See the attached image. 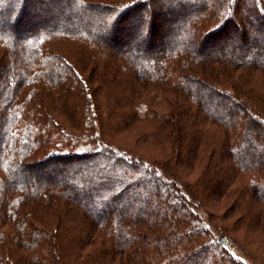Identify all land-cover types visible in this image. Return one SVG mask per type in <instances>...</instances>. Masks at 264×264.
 Wrapping results in <instances>:
<instances>
[{"label":"trees","instance_id":"trees-1","mask_svg":"<svg viewBox=\"0 0 264 264\" xmlns=\"http://www.w3.org/2000/svg\"><path fill=\"white\" fill-rule=\"evenodd\" d=\"M47 1L70 15L44 10L39 3ZM240 1L249 6L244 14ZM247 16L261 33H245ZM139 21L142 50L121 49ZM61 38L103 64L102 82L122 84L105 95L114 97L105 102L106 117L96 113L77 69L48 49ZM192 41L244 51L197 54ZM248 43L261 50L246 52ZM262 47L264 0H0V227L18 226L0 230V264H247L230 253L226 236L206 237L204 216L188 203L248 193L246 216L264 228V83L251 86L247 77L264 79ZM115 59L123 60L122 72ZM71 90L83 102H69ZM160 90L179 99L168 112L150 109L151 93ZM119 107L128 113H116ZM102 119L142 121L169 138L166 159L187 168L202 162L194 183L174 182L106 143L96 128ZM71 165L70 176L51 180ZM26 169L43 181H29ZM39 214L55 218V232L44 230Z\"/></svg>","mask_w":264,"mask_h":264},{"label":"rangeland","instance_id":"rangeland-1","mask_svg":"<svg viewBox=\"0 0 264 264\" xmlns=\"http://www.w3.org/2000/svg\"><path fill=\"white\" fill-rule=\"evenodd\" d=\"M48 2L49 1H47V3L45 4H39L44 10L45 8L49 9L52 6L53 9L51 10L52 12H55L54 14H56L57 17L60 15V13L61 15H70L64 5L60 9L56 10L57 7L55 6V3L51 4L50 2ZM240 7L241 9L239 11L243 14L244 10L249 9V6L242 3L241 1ZM173 12L175 11L173 10ZM143 13V10H139L137 14L142 17ZM74 17H76V15ZM250 18L251 16H247V19H245V22L243 23L245 33L251 36L261 33L260 27L256 26L253 20H249ZM142 25L143 21H139L138 23L134 24L132 31L133 34L129 37L122 38V43H124L125 46H122L121 49H124L126 47L133 50L135 49L138 51V53H140L139 50H142L143 43L141 39L137 38L138 35L136 34V32L138 33L139 31H141ZM185 31L186 29L182 32L180 31L181 38H183L182 36H185ZM154 34L156 35V33ZM230 37L234 40L237 39L238 35L236 33H231ZM162 38L163 41L166 39L164 37ZM48 45V49L51 52L63 56L77 69V71L86 81V84H88L87 86L90 88V90H88V94H91L90 100L94 104H96V106H98V109H96V113L100 114L101 117H106L107 109L105 107V102L107 100L111 101V99H113L114 97L107 98V96L105 95L109 94V96H111V94L120 92L122 84H119V82H111V84H106L104 81L102 82L101 78L102 80L104 78V72H102L103 64L101 65L100 63L99 65H97L92 60H89V51L84 46L76 43L75 41L62 38L53 39L49 42ZM247 45H250V47L247 48L246 52L255 53L256 51L258 52L261 50L255 45L253 46V44L248 43ZM160 46L161 45L159 44L157 48H159ZM191 47L192 50H194V52L197 54H204V52H206V50L208 51L209 49H213V51L215 52L220 50L242 53L244 51V47L240 48L241 46H239V48L236 49L234 44H221L203 48L200 47V41H192ZM262 49H264V47H262ZM115 64L120 65L119 72H122L121 66L124 64L123 60L115 59ZM111 75L112 74L106 76L110 77ZM259 75L260 73L254 72L247 76L251 79V86L259 83L258 87L260 88V86L264 83V79H262V77ZM254 81L255 83H253ZM125 87L127 89V86ZM202 91L205 98L210 96V93L206 88L203 87ZM160 93L161 96L159 97ZM67 95L69 102H83L84 100L83 96L75 90H71V92L69 91V94L67 93ZM151 95L152 97L156 98V104H151L154 105V107L151 106L150 109L154 111L156 110L157 112H168L170 109V104H173L174 99L176 101L179 100L176 94L171 90H166L165 92L163 90H160L156 93L152 92ZM143 98L144 97H141L140 99ZM187 99L188 101L191 100L190 97H188ZM260 101L262 103L259 104L264 108V95ZM115 110L116 113H128V109L124 107H119ZM240 112L241 110L236 108V114L240 115ZM81 115L82 110L76 112L74 116L81 117ZM102 120L103 123L101 124V127L100 125L97 126L96 124V128L99 129L102 135V139L106 143L118 148L119 150L126 151L127 153L132 154L135 157H141L143 160L159 168L165 177L173 180L174 182L178 180L186 184H193L196 180L201 171L202 162L194 163L192 167L187 168L183 165L181 166L174 163V161H172L171 159H166L170 151V139L161 134H152V127L148 126V124L142 121H132L124 124L118 122L105 124L104 119ZM62 122L66 126H68V123L64 118L62 119ZM40 155L41 153L36 154L35 158L33 159L38 158ZM73 168L74 167L71 165L65 167L64 170L61 169V171H59L58 173H54V175L51 173L53 175V179L51 180H53L54 182H59L58 179L61 176H70V172L73 171ZM83 173H85V171H83ZM24 176H29V181L31 182L38 179L37 175H34L31 169H26L24 172ZM40 181L42 182L43 180L41 179ZM241 186L242 182H237L232 185L231 188L233 191H236L240 189ZM254 195L258 194L254 193ZM246 196L247 197H245L244 200H235L233 193H231L227 197L222 196L216 201L209 200L204 206L197 207L195 204L196 200L194 199L192 201H189L188 204L194 206V209L201 212V214L204 216L203 219L206 220L208 225V231L206 233L207 238L209 236H211L213 239L219 238L221 236H226L229 244L228 250L234 257L247 264H264V228L259 227V225H252L253 223L250 222L249 217L246 216L247 214L245 213L246 210H244V206L248 198V193ZM94 198L95 197L93 196V199ZM238 204L240 206H238ZM250 212H253V210L250 209ZM41 216L42 217H40V219L45 224L44 230L51 231L52 233L55 232V218H53V216ZM249 225H252L251 231L249 230ZM15 228H18L16 223H13V225L12 223H7L0 227V230L11 233L13 232V230L15 231ZM19 252L22 257L25 256V253L22 250H19ZM23 262L24 260H21L18 263L22 264ZM8 264H11V262H8Z\"/></svg>","mask_w":264,"mask_h":264}]
</instances>
